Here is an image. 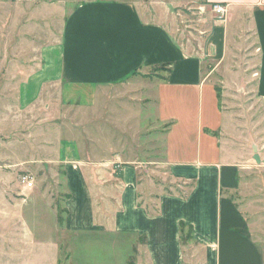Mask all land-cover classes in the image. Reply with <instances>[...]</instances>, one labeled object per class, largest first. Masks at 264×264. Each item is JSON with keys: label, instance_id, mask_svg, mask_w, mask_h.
Segmentation results:
<instances>
[{"label": "crops", "instance_id": "crops-1", "mask_svg": "<svg viewBox=\"0 0 264 264\" xmlns=\"http://www.w3.org/2000/svg\"><path fill=\"white\" fill-rule=\"evenodd\" d=\"M207 2L226 6L227 14L210 25L205 56L218 61L220 74L228 72L222 65L238 29L249 23L259 59L253 91L264 106V0ZM41 59L20 84L22 111L52 86H60L62 103L89 107L104 89L144 79L154 87L152 109L165 128L160 160L151 153L148 159L129 157L113 146L99 156L91 144L84 150L75 139L44 148L41 164L63 171L57 179L64 215L53 230L69 246L70 264H130L134 255L136 264H188L182 224L192 229L200 248L194 264H264V247L241 205L249 163L258 157L264 164V129L248 131L225 110L213 74H204L202 57L189 55L166 26L146 21L137 4L92 1L70 13L62 42L43 47ZM165 68V79L149 78ZM221 76L233 80L229 73ZM134 101L143 102L136 96ZM15 126L13 118L0 116V135L10 148ZM147 167L171 190L156 189L143 175ZM22 189L28 196L34 187Z\"/></svg>", "mask_w": 264, "mask_h": 264}, {"label": "rangeland", "instance_id": "rangeland-1", "mask_svg": "<svg viewBox=\"0 0 264 264\" xmlns=\"http://www.w3.org/2000/svg\"><path fill=\"white\" fill-rule=\"evenodd\" d=\"M92 1L137 4L146 21L166 26L189 55L203 58L204 74H213L222 106L240 126L248 131L254 126L264 129V106L253 91L259 60L256 37L247 32L249 23L243 25L244 30L238 29L230 56L222 65L229 71L220 74L218 61L205 56L210 25L220 20L215 5L207 0H0V116L13 118L16 124L13 135L10 129L3 131L12 136L13 147H7L9 139L0 135V264H70V248L53 230L64 215L60 204L64 196L57 179L63 171L41 164L46 146L75 139L84 150L91 144L99 156L113 146L129 157L148 159L149 153L157 160L164 157L165 128L155 116L151 104L155 92L148 80L106 88L98 103L89 107L62 103L58 85L46 88L30 110L19 107L20 84L42 64L43 47L60 44L67 17L77 6ZM168 72V68L153 70L149 78L165 79ZM224 73L233 80H224ZM218 78L223 82L218 84ZM135 96L143 102L136 104ZM248 151L258 154L257 149ZM249 164L252 172L241 205L255 225L253 236L264 247V164L256 159ZM142 170L156 189L171 190L161 187L154 170ZM23 177L34 182L31 195L22 189ZM184 245L188 264H194L193 256L200 248L190 239L188 229ZM136 259L134 255L130 263L136 264Z\"/></svg>", "mask_w": 264, "mask_h": 264}, {"label": "built area", "instance_id": "built-area-1", "mask_svg": "<svg viewBox=\"0 0 264 264\" xmlns=\"http://www.w3.org/2000/svg\"><path fill=\"white\" fill-rule=\"evenodd\" d=\"M215 11L219 14L220 19H224L227 14V8L226 6L222 4H217L214 6ZM22 184L25 186L26 189H32L34 187V182L31 181L28 177H23L21 180Z\"/></svg>", "mask_w": 264, "mask_h": 264}, {"label": "trees", "instance_id": "trees-1", "mask_svg": "<svg viewBox=\"0 0 264 264\" xmlns=\"http://www.w3.org/2000/svg\"><path fill=\"white\" fill-rule=\"evenodd\" d=\"M212 5H217V4H212ZM159 211L156 209L152 212V214H157ZM188 229L189 230V235H190V239L193 240V234H192V229L190 228H187L186 225L182 224V240L184 242V233H185V230ZM132 264V263H130Z\"/></svg>", "mask_w": 264, "mask_h": 264}, {"label": "water", "instance_id": "water-1", "mask_svg": "<svg viewBox=\"0 0 264 264\" xmlns=\"http://www.w3.org/2000/svg\"><path fill=\"white\" fill-rule=\"evenodd\" d=\"M257 160H258V157H257Z\"/></svg>", "mask_w": 264, "mask_h": 264}]
</instances>
